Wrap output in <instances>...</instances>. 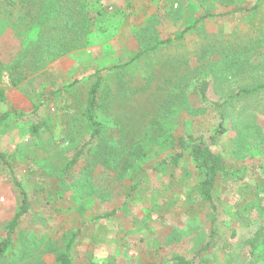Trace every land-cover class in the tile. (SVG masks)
<instances>
[{
    "label": "rangeland",
    "instance_id": "rangeland-1",
    "mask_svg": "<svg viewBox=\"0 0 264 264\" xmlns=\"http://www.w3.org/2000/svg\"><path fill=\"white\" fill-rule=\"evenodd\" d=\"M130 2L134 8L128 12L130 17L123 27L113 31L110 38H97L91 48L56 60L17 86H11L7 74L0 69V87L7 89L9 95L0 111L17 109L30 113L24 121L15 118L0 127V150L17 158L14 169L30 195L32 209L18 228L13 246L0 258V264H57V256L78 230L82 234L74 251L75 264H174L167 260L171 253L192 257L197 244L208 238L211 213L204 204L192 210L180 195L201 176L189 156L175 169L154 172V166L171 152H160L159 157L149 161L144 155L150 147L148 153L142 154V146L147 142L144 134L154 124L169 127L174 131L170 133L176 135L213 134L219 122L217 112L191 90V84L199 77L211 80V101L226 102V133L214 150L228 161L230 168L247 171L250 186L247 189L242 185L244 181L232 185L223 177L219 179L215 196L224 216L219 232L227 237L235 227L238 238L231 256L217 250L216 256L209 257V264H264V259H250L242 245L253 228L264 225V92L236 96L250 85L257 71L225 77L227 71L221 77L220 69L213 63L233 55L235 48L245 52L252 37L264 36V3L257 16L245 19L246 12L228 15L233 6L212 2L214 5L206 9L217 15L226 14L221 23L217 19L207 21L185 41L143 59L139 71L105 75L100 112L105 148H101L96 160L93 155L99 144L94 147L68 177L60 172L73 153L63 132L71 102L65 103L67 96L53 99L48 96V100L43 99L44 106L39 107L40 95L76 82L86 95L93 82L88 77L97 65L127 61L144 49L147 41L154 44L159 38H172L204 13L195 5L183 7L179 0ZM124 3L121 1L120 6ZM245 3L251 8L255 0ZM117 8L115 4L114 10ZM169 12L174 16L168 18ZM9 35L12 34L5 37ZM12 45V40L0 41V54ZM254 51L256 54L251 55L249 62L259 67V79L264 80V49ZM0 61L9 63L7 57ZM39 120H48L49 129L36 140L30 129ZM106 151L109 154H104ZM138 166L147 172L138 179L143 177L146 181L126 201L134 185L131 174ZM11 193L15 196L11 201L15 203L0 211V243L22 203L21 193L0 161L3 205L8 203ZM242 200L245 211L238 209ZM121 206L114 220L94 222L99 214ZM228 209L237 212L236 221L228 216Z\"/></svg>",
    "mask_w": 264,
    "mask_h": 264
},
{
    "label": "trees",
    "instance_id": "trees-1",
    "mask_svg": "<svg viewBox=\"0 0 264 264\" xmlns=\"http://www.w3.org/2000/svg\"><path fill=\"white\" fill-rule=\"evenodd\" d=\"M121 1L123 2V0H0V41L2 42L3 39L13 41L12 47L0 54V59L7 57L9 60L8 64L0 63V69L7 74L11 86L19 85L28 76L41 72L51 63L72 52L91 48L96 44L97 38H110L113 31L123 27L126 20L130 17L128 12L134 8L130 0H124L125 3L120 6ZM179 1L182 2L183 7L195 5L199 10H204V13L197 17L191 26L182 29L172 38L166 40L159 38L154 44L153 42L151 43L152 40L147 41L146 47L141 49V51L135 52L127 61L97 65L93 74L88 77L93 82L87 89L86 95L79 90L78 82L70 84L64 89L53 90L40 95L39 107L44 106L45 100L43 99L48 100V96H51L52 99L67 96V99L64 100L65 103L71 102L69 106L70 113L65 117L64 125L66 129L63 132L64 138L68 142L67 144L73 148V153L66 166L60 171L64 177H68L80 164L81 160L88 158L92 150H94L93 148L98 144L99 147L93 155L96 160L99 159L97 155L102 152L101 148H105L102 144L104 123L100 116L103 106L102 102L105 97V75L124 73V71L128 73L139 71L143 59L153 53L162 51L166 46L169 47L174 43L185 41L191 35L199 32L200 26L207 21L211 22V20L217 19L221 23L226 14L217 15L206 9H209L211 4L214 5L212 2H218L225 7L233 6V12L228 15L246 12L247 14L243 15L245 19L257 16L261 5L264 3V0H255V5L248 8L245 3L246 0ZM115 4L118 8L114 10ZM170 9L172 10V8ZM174 14L177 15L178 13ZM250 14L252 15L249 16ZM173 16L171 12L167 15L168 18ZM8 33L12 35L5 37ZM254 49H264L263 35L252 37L247 44L245 52L235 48L233 55H226L225 58L213 62L220 69L218 72H220L221 77H224L227 71L229 73L225 77L246 73L249 75L252 70L257 71V74L252 76L254 80L250 85L242 88L236 93V96L256 95L264 92V80L259 79L260 69L259 67H253L249 62L251 55L256 54ZM211 86V80L201 77L195 79L191 84L192 93L201 102L210 103L217 112L219 122L211 136H196L191 132L176 135L170 133L171 131L174 132L171 128L157 126L156 124H154L153 129H149L144 134L148 143L145 142L146 146H142V154L144 151V154L148 153L149 146V153L144 155L149 161H153L164 152H171L168 157L158 162L157 167L156 165L154 166V172H158L162 168L175 169L182 164L187 156L190 157L201 179L192 187L183 189L182 191L184 192L180 195V199L188 202L192 206V210H195L196 206L204 204L211 213V222L206 241L197 244V251L190 258L182 254L171 253L168 255V262L174 264H209V257L216 256L217 250H222L225 254L231 256L238 233L235 227L230 229L231 234L227 237H223L219 232L220 222L224 220V216L220 212L215 196L218 190V181L221 177L228 181L227 184L231 183L232 185H239L244 181L242 185L250 189L249 183L246 181L249 175L247 171L230 168L228 161L214 150L219 139L226 133V114L224 111L226 102H213L210 100L209 92ZM8 100L7 89L0 87V108ZM29 116L30 113L17 109L0 111V127L7 125L15 118L18 121H24ZM48 129L49 121L39 120V123L31 126V136L39 140L42 133ZM104 154L107 155L109 153L106 151ZM0 161L6 171L9 172L14 187L22 195L21 206L8 224L6 237L0 243L1 258L13 246L14 236L18 228L25 217L32 212V209L30 195L18 179L14 169L17 158L13 155L11 157L9 153L0 150ZM145 173L147 172L144 171V167L138 166L131 174L130 178L134 185L126 196V201L137 193L146 181L143 180V177L138 179L140 175H145ZM122 207L99 214L94 218V222L101 223L114 220L120 214ZM233 208L235 206H232ZM238 209L245 211L243 200L238 204ZM227 213H229L228 216L233 221L238 219L237 212L228 209ZM81 234L82 231L78 230L70 237L63 252L57 256V264H75L74 251ZM242 245L247 249V256L250 259H264V225L253 228L249 237L244 239Z\"/></svg>",
    "mask_w": 264,
    "mask_h": 264
},
{
    "label": "crops",
    "instance_id": "crops-1",
    "mask_svg": "<svg viewBox=\"0 0 264 264\" xmlns=\"http://www.w3.org/2000/svg\"><path fill=\"white\" fill-rule=\"evenodd\" d=\"M10 190V189H9ZM17 190V189H16ZM18 191V193H19V190H17ZM17 195V194H16ZM19 195V194H18ZM22 196V195H21ZM9 197H10V199H9V201H8V203L6 204V205H3L4 203L2 202V203H0V211H4V210H6L7 209V207L8 206H13V204L15 203V202H12L11 201V198H13V200L15 199V196H14V194L13 193H11L10 195H9ZM8 197V198H9ZM22 201V200H21ZM5 202V201H4ZM16 204H17V202H16ZM14 218V217H13ZM12 220V219H11ZM11 220H10V222H11ZM6 237V236H5Z\"/></svg>",
    "mask_w": 264,
    "mask_h": 264
},
{
    "label": "built area",
    "instance_id": "built-area-1",
    "mask_svg": "<svg viewBox=\"0 0 264 264\" xmlns=\"http://www.w3.org/2000/svg\"><path fill=\"white\" fill-rule=\"evenodd\" d=\"M4 200H5L4 198H0V201H1V202H4Z\"/></svg>",
    "mask_w": 264,
    "mask_h": 264
}]
</instances>
